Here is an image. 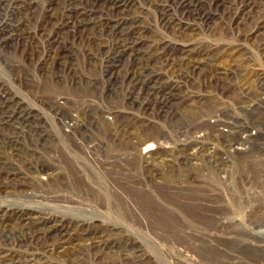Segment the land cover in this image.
<instances>
[{"label": "rangeland", "instance_id": "obj_1", "mask_svg": "<svg viewBox=\"0 0 264 264\" xmlns=\"http://www.w3.org/2000/svg\"><path fill=\"white\" fill-rule=\"evenodd\" d=\"M112 1L0 0V115L16 100L41 111L17 75L31 58L53 64L30 71L52 78L36 94L66 103L43 139L0 117V264H264V183L220 139L223 122L264 125V84L239 81L264 69V0H124L119 14ZM137 27L154 55H127Z\"/></svg>", "mask_w": 264, "mask_h": 264}, {"label": "bare ground", "instance_id": "obj_2", "mask_svg": "<svg viewBox=\"0 0 264 264\" xmlns=\"http://www.w3.org/2000/svg\"><path fill=\"white\" fill-rule=\"evenodd\" d=\"M10 1V0H9ZM123 2H126V1H124V0H113L112 2H111V4H112V7H113V9H114V11L116 12V14H119V12L121 13V9H119V8H121V7H123L126 3H123ZM184 3V2H183ZM182 3V1H181V6H185V8L184 9H187V8H189L188 6H186V4H183ZM244 6H248L250 9L251 8H253V6L255 5V4H252V2H251V0L249 1V0H244ZM23 4V3H22ZM10 5V4H9ZM183 6V7H184ZM239 7V6H238ZM29 8V7H28ZM249 9V10H250ZM90 10V9H89ZM168 9L166 8V6H163V11H167ZM251 10H253V9H251ZM78 11V10H77ZM85 11V10H84ZM93 11V10H92ZM76 12V11H75ZM192 13H193V11H191ZM81 13V12H80ZM89 13V12H88ZM82 14V13H81ZM90 15V14H89ZM44 16V15H43ZM76 16V15H75ZM49 17V16H48ZM168 18V17H167ZM118 19V18H117ZM112 20H113V18H112ZM187 20V19H186ZM178 21V20H177ZM72 22V21H71ZM260 22V21H259ZM169 23V22H168ZM179 24V23H178ZM187 28V27H186ZM137 29H138V32H137V35L134 37V38H132V39H128L129 41H130V43L129 44H131V46L133 47V46H135L136 48H137V50H139V52H136V54H127V55H154V54H147L148 53V50H149V48L147 47V45H149V43H147V40H148V37L149 36H147V34L144 32V29H141V28H139V27H137ZM126 31V30H125ZM29 32V31H28ZM145 38H147V40L145 39ZM128 42V41H127ZM162 43V48H161V50L159 51V54H157V55H164V52H165V50L163 51V49H164V47L163 46H165V44H163V42H161ZM144 44V48H142V45ZM64 45V44H63ZM122 45V44H121ZM128 46V45H127ZM126 46V47H127ZM210 46V45H209ZM121 47V46H120ZM126 47H124V48H122V51L124 50V49H126ZM147 48H148V50H147ZM202 48V47H201ZM131 50V49H130ZM136 50V49H135ZM206 50V49H205ZM199 51V50H198ZM118 52H119V50H118ZM117 52V53H118ZM184 52H188V51H184ZM203 52V51H202ZM215 51H210V52H208V53H206V55H216V53H214ZM137 53H140V54H137ZM156 53H158V52H156ZM194 53V52H193ZM198 54V53H197ZM228 55V54H227ZM168 56V55H167ZM150 62V61H149ZM148 64V63H147ZM193 66H195V65H193ZM193 66H192V68L191 69H194L193 68ZM136 68V67H135ZM189 69V68H188ZM190 69V70H191ZM105 70L106 71H110L111 72V68H109L108 66H106L105 67ZM228 71V70H227ZM151 72V71H150ZM220 72V71H219ZM218 72V73H219ZM222 72V71H221ZM225 74V73H224ZM227 74V73H226ZM225 74V75H226ZM109 75V74H108ZM217 75V74H216ZM161 77V76H160ZM221 78H222V76H220ZM220 77L219 76H216V77H214L215 79L214 80H216V82L215 83H217L216 84V86L217 85H219L220 87H223V84L221 83V81H222V79H224V78H222L221 80H220ZM144 79V78H143ZM136 80H138V79H136ZM128 81V80H127ZM131 81H128V93H130V94H132L133 93V90H134V87L133 86H131ZM262 88V87H261ZM159 91V90H158ZM24 94V93H23ZM167 94V93H166ZM166 94L165 95H163V99L165 98V103H166V99H168V96H166ZM171 95V94H170ZM54 97V95H53V93L52 92H50V91H48V92H46V93H42V94H33V97H32V99H33V101H38V102H40V104H41V106H40V112H33L31 109H23V108H19L18 107V103H20V102H18V100H16V108L14 109V110H10V113H9V115H5V113L7 112V110H2V115H0V117H3V118H1V119H3V123L4 124H8V123H17L18 125H23V127H25V126H29L28 128L29 129H31V130H26V131H24L26 134H28L29 135V133L30 132H32V133H35V136L37 137V139H43V137H44V135H46L47 133H48V127H47V123H48V121L49 120H52V119H54V118H57L56 117V114L58 113V111H57V109H56V107L58 106H64L65 104H60V103H62V101H60V103H59V99L58 98H53ZM131 97V99H129V100H131V103L132 102H134V100L136 99L135 98V95H129V98ZM37 98V99H36ZM170 100V99H169ZM164 101V100H163ZM67 102V101H66ZM0 103H3V105L4 106H6V105H8V103H9V100H8V97H6L5 95H3V94H0ZM57 104V105H56ZM141 108H142V106H143V110H144V112H146V110H148V108L146 109V107L148 106L147 105V103H146V101H141ZM242 104V103H241ZM44 105H45V109L47 108V112H45V109H44ZM227 109V108H226ZM132 110V109H131ZM16 113H19V115L18 116H15L16 115ZM11 114L12 115H14L15 117H17V119H13V118H9V117H11ZM43 114H46L47 115V121H44L43 122V120L41 119V115H43ZM132 117V116H131ZM78 116L77 115H73V114H69V115H65V116H63V115H60V117H59V123H60V125H61V129H62V132L63 133H65V134H70L71 132H73L74 130L73 129H75V127H76V124H77V121H78ZM128 120V119H127ZM29 123H36L37 124V129H38V131H33L32 129V125H30ZM52 124V123H51ZM191 124V123H190ZM193 124V123H192ZM50 125V124H49ZM229 126H231V125H222V127L223 128H227V127H229ZM52 127V126H51ZM15 128V127H14ZM13 128V129H14ZM1 130V129H0ZM21 131V130H20ZM229 131H233V130H229ZM237 132V131H236ZM22 133V132H21ZM184 133V132H183ZM14 134V133H13ZM65 134H64V136H65ZM164 135V134H163ZM220 139H221V144H222V148L221 149H223L222 151H221V149H220V151L222 152V153H226V154H228V155H232V154H235V151H230L227 147H229L228 145H227V142H229L230 140H234V138H231L229 135H228V132H224V131H221V133H220ZM201 136V135H200ZM236 136V139H240L241 138V136L239 135V134H237V135H235ZM9 137H10V135H9ZM8 137V138H9ZM24 137V136H23ZM31 137V136H30ZM29 137V138H30ZM87 137H89V136H87ZM113 137H115V136H113ZM103 138V137H102ZM116 138V137H115ZM151 138V136L150 135H147V136H143V138H142V140L144 141L143 143H146V145H145V147H144V150H145V148H146V150H152L153 149V143L151 142V141H149V139ZM75 139V141H76V145H79V146H81L82 148H83V151L85 152V153H87V155H89V156H91V154H90V148L89 147H86V145H84V144H86L87 143V139L85 138V136H81V137H78V138H74ZM88 139H92V138H88ZM3 141V140H2ZM43 140H37V142L39 143V142H42ZM91 141V140H90ZM100 141V140H99ZM134 141V140H133ZM111 147V146H110ZM81 148V149H82ZM214 149V148H213ZM95 150V149H94ZM97 150H99V149H97ZM143 150V151H144ZM144 153V152H143ZM210 153V152H209ZM95 154H98L97 152L95 153ZM238 155H240V153H237ZM97 156V155H96ZM145 157V156H144ZM96 158V157H95ZM149 159V158H148ZM103 160V159H102ZM215 161V160H214ZM29 163H30V161H28ZM148 162V161H147ZM3 163V162H2ZM35 163V162H34ZM38 163V162H37ZM2 165V164H1ZM35 165V164H34ZM107 167V166H106ZM27 169V168H26ZM36 169V168H35ZM118 169V168H117ZM128 169V168H127ZM6 171V170H5ZM9 171V170H8ZM46 171V170H45ZM31 172V171H30ZM10 173V172H9ZM15 173V172H14ZM13 173V174H14ZM17 173V172H16ZM26 173H28V172H26ZM11 174V173H10ZM124 175V174H123ZM26 176V175H25ZM5 177V176H4ZM5 178H7V177H5ZM11 180H13V179H11ZM20 181H22V180H20ZM246 181H249V180H246ZM1 183H3L4 181H3V179H2V181H0ZM31 182V181H30ZM37 183V182H36ZM5 185H7V184H5ZM15 185H17L16 183H15ZM12 187V186H11ZM16 187V186H15ZM3 188H6V187H3ZM14 189V188H13ZM22 209V208H21ZM7 210V209H6ZM15 213V212H14ZM13 213V214H14ZM1 215V214H0ZM10 215V214H9ZM48 215V214H47ZM49 216V215H48ZM5 217V216H4ZM3 217V218H4ZM13 217V216H12ZM17 217V216H16ZM36 217V216H35ZM42 217V216H41ZM1 218V217H0ZM3 218H2V220H3ZM44 218V217H43ZM47 219V218H46ZM1 220V219H0ZM14 221V220H13ZM45 221V220H44ZM3 223V222H2ZM57 224V223H56ZM49 225V224H48ZM31 226V225H30ZM64 227V226H63ZM50 229V228H49ZM35 230V229H34ZM53 230V229H52ZM3 231V230H2ZM55 231V230H54ZM38 233H40V232H38ZM40 236V235H39ZM44 236V235H43ZM22 237H24V236H22ZM66 237V236H65ZM66 239V238H65ZM53 244V243H52ZM10 246V245H9ZM49 247V246H48ZM9 248V247H8ZM13 248V247H12ZM1 250V249H0ZM44 250V249H43ZM2 255V254H1ZM6 255V254H5ZM4 256V255H3Z\"/></svg>", "mask_w": 264, "mask_h": 264}, {"label": "built area", "instance_id": "obj_3", "mask_svg": "<svg viewBox=\"0 0 264 264\" xmlns=\"http://www.w3.org/2000/svg\"><path fill=\"white\" fill-rule=\"evenodd\" d=\"M29 63H31L33 66L28 67L27 63H24L23 65L26 66L27 68H22L18 70L17 75L19 77H23L22 79H20V81H22V84H23V88L20 89L22 92V93L20 92L21 94H23V90H26V87L30 83L32 84L31 90L27 91V94L24 93L25 97H28L27 98L28 100H32L33 94L34 93L36 94L38 93V91H41L40 87L38 91L36 90L37 85L40 86L44 80L46 79L51 80L52 78L51 76L50 77L42 76V78L36 79L30 71H33V70L36 71L37 69L47 64H50L51 66H53V64L48 61L40 65H36L34 62V58H31ZM248 70L251 75L247 78L245 77V74L243 72L239 73V76H241L242 73L244 74V77L239 78V81L242 83V87L245 92H247L248 89L251 88V85L253 86V88H256L254 81H256V83H261L262 81V83L264 84V69L262 67L254 65V66H250ZM235 79L237 80V78ZM18 86L20 87V84ZM261 93L263 95L257 98V101L264 102V88L262 89ZM248 97L250 96H247V98ZM32 102L34 101L32 100ZM44 109H45V105H44ZM246 109H248V107H246ZM45 111L46 112L48 111L47 108L45 109ZM246 111L249 112L248 110ZM256 117H257V121H259L260 124H264V115L260 114ZM223 125H227V124L223 122ZM234 126H237L235 131L234 130L229 131V130H232L230 127H228L227 129L221 130L224 132H228V135L231 138H234V140H230L229 142H227V145L229 146L227 148L230 151H235V153L236 152L246 153V156L250 157V159L247 160L248 165H250L252 169L251 171L252 176L250 177L249 181L250 180L253 182L258 181L259 184L263 185L264 183V125H257L255 124V121H254L253 123L245 127L239 126V125H234ZM245 130L248 131L249 133L244 134ZM238 131H241V133ZM237 134L241 136L240 139H236L235 135ZM246 179H247V176H246Z\"/></svg>", "mask_w": 264, "mask_h": 264}]
</instances>
